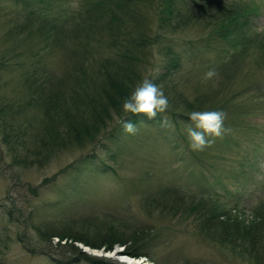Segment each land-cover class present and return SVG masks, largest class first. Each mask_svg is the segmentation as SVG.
I'll list each match as a JSON object with an SVG mask.
<instances>
[{
  "label": "rangeland",
  "instance_id": "rangeland-1",
  "mask_svg": "<svg viewBox=\"0 0 264 264\" xmlns=\"http://www.w3.org/2000/svg\"><path fill=\"white\" fill-rule=\"evenodd\" d=\"M253 1L258 13L252 33L264 32V0ZM76 3L60 0L57 6L61 13ZM20 9V4L0 0V61L8 64V68L0 70V102L16 106L26 103L28 94L20 79L34 68L36 60L48 72L69 76L73 65L69 56H79L81 52L76 43L71 42V48L63 43L57 46L53 38L52 44H38L32 53L30 45L20 47L23 34L9 35ZM171 40L182 58L174 78L177 89L192 94L198 77L207 71L214 55L201 48L179 45L178 36ZM162 48H150L152 61L160 60ZM238 65L223 88L224 95L233 96L228 110L236 120L229 126L232 138L223 135L204 151H193L189 146L186 128L192 123L174 119L167 111L154 119L143 114V119L135 124V135L122 131L113 140L100 138L94 143L62 149L42 167L35 164L33 156L29 157L32 165L27 168L12 166V154L0 137V264H88L58 249L57 238L48 242L47 235L60 232L95 243L108 228L127 226L151 230L146 239L149 247L140 249L148 256L132 257L121 245L111 251L93 249L80 242L74 245L80 252V244L106 253L118 248L125 257L140 264H258L248 254L239 256L202 238L191 219L171 216L165 209L170 202L164 197L168 195L165 191L177 189L195 198L199 193L216 196L228 208L236 204L235 213L244 222L255 220L252 210L264 200V99L255 92L264 84V66L250 56ZM247 89L250 92L244 94ZM167 96L171 98L173 92L167 91ZM23 110L19 109L20 122L36 114L33 108L22 113ZM162 119L171 126L162 125ZM25 125L23 122L15 127L22 131ZM250 126L252 129L246 130ZM26 142L32 146L30 137ZM18 154L24 157L27 153ZM155 200L163 207H156ZM8 210L12 211L11 216ZM42 251L49 255L39 254ZM102 259L104 263L119 264L103 256Z\"/></svg>",
  "mask_w": 264,
  "mask_h": 264
},
{
  "label": "trees",
  "instance_id": "trees-1",
  "mask_svg": "<svg viewBox=\"0 0 264 264\" xmlns=\"http://www.w3.org/2000/svg\"><path fill=\"white\" fill-rule=\"evenodd\" d=\"M8 1L21 5L9 34H23L20 47L30 45L32 53L53 38L55 45L63 43L71 48L73 42L81 51L77 57L69 56L73 64L69 76L48 72L36 60L34 68L20 79L28 94L26 103L16 106L0 102V137L12 154V166L27 168L32 165L29 157L33 156L35 164L42 167L52 154L62 149L83 142L94 143L100 138L113 140L124 131L117 118L134 125L143 119L142 113H124L122 103L145 77H154V83L166 96L167 91L173 92L171 98L167 96L170 106L166 110L172 118L191 122L189 114L193 111H223L227 114L224 135L232 138L229 126L236 120L228 110L233 96L224 95L223 88L236 72L232 70L239 68L245 58L255 57L264 66V32L252 33L258 13L253 0H73L77 3L68 5L61 13L57 6L60 0ZM175 36L183 47L201 48L214 55L207 70L216 69L218 77L205 84L203 75L199 76L192 94L179 91L174 80L182 62L171 44ZM159 45L163 47L161 58L154 62L150 48ZM6 63L0 61V70L8 68ZM151 68L156 70L153 72ZM255 92L264 99V84L256 87ZM29 108L36 114L23 121L26 125L21 131L15 127L23 123L17 119L19 109ZM29 137L31 147L26 142ZM237 147L240 149L239 142ZM19 152L27 154L22 157ZM165 192H168L165 199L170 200L165 207L167 214L191 219L202 238L215 241L239 256L248 254L258 264H264V200L252 210L255 220L246 223L235 213L236 204L228 208L216 196L204 197L199 193L195 198L177 189ZM154 203L163 207L156 200ZM11 214L8 210V215ZM148 234L151 230L146 227L127 226L108 228L95 243L60 232L50 233L47 240L57 238V248L66 250L78 261L109 264L102 258L81 253L74 243L106 251L121 245L127 249L126 254L138 258L148 256L140 251L149 247ZM43 253L47 252L39 254Z\"/></svg>",
  "mask_w": 264,
  "mask_h": 264
},
{
  "label": "clouds",
  "instance_id": "clouds-1",
  "mask_svg": "<svg viewBox=\"0 0 264 264\" xmlns=\"http://www.w3.org/2000/svg\"><path fill=\"white\" fill-rule=\"evenodd\" d=\"M218 77L216 69L207 70L202 82ZM169 99L163 90L154 83V77L143 78L133 89L130 95L123 101L122 110L124 113L144 114L148 119H154L157 114L164 113L169 108ZM227 114L223 111H193L189 114L192 122L186 128V135L189 146L193 151H204L211 147L217 138H222L226 133L224 121ZM127 134L135 135L138 131L136 125L131 122L117 118ZM162 125L171 126L167 120H161Z\"/></svg>",
  "mask_w": 264,
  "mask_h": 264
},
{
  "label": "bare ground",
  "instance_id": "bare-ground-1",
  "mask_svg": "<svg viewBox=\"0 0 264 264\" xmlns=\"http://www.w3.org/2000/svg\"><path fill=\"white\" fill-rule=\"evenodd\" d=\"M87 253H89L90 255L96 254V255H101L104 256L105 252L104 251H96V252H92L90 250H87ZM109 260H113L119 264H140V261L137 262L134 259H130L129 257H125L122 253V251L118 248L114 249L112 252H109L106 254Z\"/></svg>",
  "mask_w": 264,
  "mask_h": 264
},
{
  "label": "water",
  "instance_id": "water-1",
  "mask_svg": "<svg viewBox=\"0 0 264 264\" xmlns=\"http://www.w3.org/2000/svg\"><path fill=\"white\" fill-rule=\"evenodd\" d=\"M79 248H82V253H86V254H88V255H90L89 253H87V250H90V251H92V252H96L97 250H91V249H89V248H87V247H83L82 246V244H80V246H79ZM98 252V251H97ZM102 252V251H101ZM106 252H105V254H104V256L103 257H107L106 256ZM90 256H93V257H95V258H102V256L101 255H96V254H93V255H90Z\"/></svg>",
  "mask_w": 264,
  "mask_h": 264
}]
</instances>
